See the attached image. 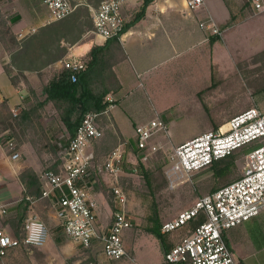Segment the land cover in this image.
Here are the masks:
<instances>
[{"label": "rangeland", "instance_id": "1", "mask_svg": "<svg viewBox=\"0 0 264 264\" xmlns=\"http://www.w3.org/2000/svg\"><path fill=\"white\" fill-rule=\"evenodd\" d=\"M70 1L75 6L74 13L66 20L50 22L42 0H0V61L16 84L14 88L6 76H0V97L6 96L13 104L19 99L16 90L26 96L16 111L5 103L0 104V137L4 146L9 140L16 143L22 161L27 160L39 177L62 166L71 139L61 119L62 111L45 102L44 89L62 71L61 61L68 58L69 48L96 35L93 12L103 0ZM223 3L230 16L220 25L225 37L211 38L206 56L209 59V50L220 41L225 52L231 53V63L225 62L219 68L210 58L202 70L199 92L192 99L188 98L187 90L193 80L188 78L171 82L170 94L166 90L145 96L149 109L163 110L171 104V140L158 138L163 148L159 153L142 154L136 149L133 133L122 136L111 117L100 121L103 137L93 145L96 161L91 170L89 195L90 202L98 208L94 210L100 229L108 230L114 197L112 178L103 166L110 153L124 146L119 183L128 195V215L134 226L124 239L125 262L121 260L119 264H166L161 241L148 232L154 226L152 220L157 218L162 226L190 209L199 197L242 175L246 150L217 167L173 183L165 175L167 155L172 147L215 129L232 108H239L238 114L254 107L264 112V12H254L250 0L242 3L223 0ZM208 5L213 8L214 2ZM231 33L237 42L229 47L226 35ZM139 91L130 95L131 100L140 95ZM161 117L168 125L167 116ZM182 138L191 139L180 142ZM32 199L35 203L28 205L26 219L38 216L47 225L51 237L42 249L27 247L22 229L26 219L21 222L22 215L10 208L0 228L17 236L21 245L1 258L0 264H117L104 255L100 243L85 249L66 237L50 200ZM186 233L187 230H181L166 238L174 245ZM233 245L237 264H264V213L245 224Z\"/></svg>", "mask_w": 264, "mask_h": 264}, {"label": "built area", "instance_id": "2", "mask_svg": "<svg viewBox=\"0 0 264 264\" xmlns=\"http://www.w3.org/2000/svg\"><path fill=\"white\" fill-rule=\"evenodd\" d=\"M128 1L103 0L100 3L93 12L94 32L97 36L106 41L122 38L126 25L122 10ZM42 2L49 11L50 22L64 20L75 11L70 0ZM250 2L254 12H264V0ZM184 4L188 12H195L205 6V0H184ZM200 27L213 35H222L212 18L203 21ZM61 64L62 68L69 70L73 82L86 69L80 58L65 59ZM105 103V109L85 113L75 136L70 139L62 166L56 171L48 170L41 174L42 191L39 200H50L53 203L66 237L85 249L100 243L104 255L118 261L127 255L124 237L134 226L128 215V195L119 183L124 163L123 147L110 153L103 166L112 178L114 197L112 222L108 230L100 229L89 195L91 170L95 164L92 147L103 137L99 123L115 107L112 96H108ZM170 136L168 125L157 116L135 127L136 149L142 154L159 153L163 148L158 138L169 140ZM6 148L13 160L20 158L13 140L7 142ZM245 150V165L239 179L199 197L190 209L163 223V235L187 230L186 235L165 253L166 264H237L233 248L227 240V232L264 213V112L256 107L250 108L218 128L172 147L167 155L165 170L166 178L172 183L207 170L216 162ZM28 200L34 203L31 198ZM9 210V205L0 200V224L9 215ZM200 217V224L191 228L190 223ZM24 230V244L30 248L42 249L51 237L47 225L38 216L28 217ZM29 236L36 237L39 243L31 242ZM20 245L16 237L0 228V259L7 257Z\"/></svg>", "mask_w": 264, "mask_h": 264}, {"label": "crops", "instance_id": "3", "mask_svg": "<svg viewBox=\"0 0 264 264\" xmlns=\"http://www.w3.org/2000/svg\"><path fill=\"white\" fill-rule=\"evenodd\" d=\"M143 1L129 0L123 7L122 13L128 27L124 30L122 38L118 40V44L112 49L113 59H110V67H108L117 88H111L107 97H113L115 107L109 115L100 120L111 117L122 136L133 133L134 138L136 126L146 124L157 116L166 115L168 127L171 130V104L163 110L157 107L149 109L146 97L151 96L152 93L166 90L170 94L171 82L175 84L176 80L179 83L181 78H188L191 79V82L193 80V85L189 86L187 90L188 98L192 99V96L199 92L202 70L207 67L210 58L211 62L219 68L225 62L231 63V53L225 52L220 41L216 42L211 49L209 48V59L206 56L209 40L215 37H225L220 25L222 22L225 23V20L228 21L230 16L223 0H205V6L195 12L186 10L184 0H154L148 6L144 17L129 26L140 11ZM208 1L214 2L213 8H210ZM243 1L245 0H237L239 3ZM207 17L212 18L220 28L221 36L213 35L210 31L200 28V23ZM226 38L229 47L237 42L233 33L226 35ZM87 39L81 45L69 48L67 59H82L89 54L93 46H105L108 43L111 44V48L113 46V40L108 42L97 35ZM159 68H163L162 72L156 73ZM2 75L6 76L13 86L0 61V76ZM13 87L15 88V86ZM137 91L140 92V95L131 100L130 95ZM16 93L19 95V99L15 103L12 104L10 99L4 96L0 97V104L6 102L9 109L16 111L17 105H20L26 97L21 95L19 89L16 90ZM239 112V108H232L229 115L220 119L218 123H226L227 121L224 122L226 118L231 116L228 119L230 120ZM191 138H182L179 141L185 142ZM26 169H32L38 175V171L27 160L22 161V158L13 160L0 137V200L7 203L10 208L17 209L25 196L26 188L20 175ZM28 198L32 199L33 197L28 196ZM28 201L32 203L30 200ZM94 208L96 211L98 210L96 205ZM109 222H112V213ZM245 224L227 232V240L231 247H234L233 242H236V237L239 236V231ZM129 231L125 233V236ZM123 259L122 262H125ZM114 262L119 264L121 260Z\"/></svg>", "mask_w": 264, "mask_h": 264}, {"label": "trees", "instance_id": "4", "mask_svg": "<svg viewBox=\"0 0 264 264\" xmlns=\"http://www.w3.org/2000/svg\"><path fill=\"white\" fill-rule=\"evenodd\" d=\"M153 1L154 0L143 1V5L140 11L136 14L134 20L131 22V24H129V26L136 23L142 17H144L148 6ZM71 15H69L67 18H69ZM67 18H65L64 20H66ZM126 27H128V25L127 26L125 25V29ZM111 40H113L112 48L110 43H108L105 46H93L89 54L81 59L82 62L85 64L86 69L82 71L80 74H78V79L76 82H73L71 80V73L69 72V70L63 68L62 71L58 75H56L44 89V93L47 96L45 102L53 103V105H55V107L58 110L62 111L61 119L63 124L67 128L68 132L70 133L71 138L75 136L77 128L79 127L85 113L90 111H101L105 109L106 103L104 101L110 89L117 88L115 79L113 75L109 72L108 67H110V59H113L112 49L118 44V39H111ZM109 41L110 40H108V42ZM10 79L13 86H16L14 80H12L11 77ZM4 103L8 108L6 102ZM23 118L25 119L28 117L24 116ZM223 124L224 123L218 124L216 128H218ZM238 153L239 152L216 162L210 168L214 166L217 167L221 162L228 160L231 156L236 157ZM95 161H96V155H95ZM50 170L56 171L58 170V168L56 169L54 168ZM218 174L223 175L220 173V171L218 172ZM20 177H21V181L23 182L26 188L25 196L17 208L18 214L22 215V219H21L22 222L24 221V219H26L25 211L28 205L30 204V202L27 199L28 196L40 197L42 191V185L40 183V177L32 169H26L24 172H22ZM218 189H215L214 191ZM201 219L202 217L192 221L190 223V227L194 228L198 226L201 222ZM152 221L154 222V226L149 228L148 232L150 234L155 235L161 241L162 246L166 253L174 245L169 244L166 235H163L161 233L162 226L159 224L158 219L155 218ZM22 229L24 232V240H25L24 224ZM16 238L18 237L16 236Z\"/></svg>", "mask_w": 264, "mask_h": 264}, {"label": "clouds", "instance_id": "5", "mask_svg": "<svg viewBox=\"0 0 264 264\" xmlns=\"http://www.w3.org/2000/svg\"><path fill=\"white\" fill-rule=\"evenodd\" d=\"M29 240L33 243H39L38 239L36 237H33V236H29Z\"/></svg>", "mask_w": 264, "mask_h": 264}]
</instances>
